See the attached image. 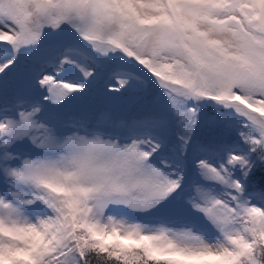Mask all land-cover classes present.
<instances>
[{"label":"snow or ice","instance_id":"snow-or-ice-1","mask_svg":"<svg viewBox=\"0 0 264 264\" xmlns=\"http://www.w3.org/2000/svg\"><path fill=\"white\" fill-rule=\"evenodd\" d=\"M0 264H264V0H0Z\"/></svg>","mask_w":264,"mask_h":264}]
</instances>
